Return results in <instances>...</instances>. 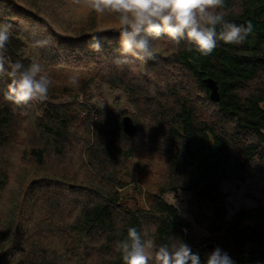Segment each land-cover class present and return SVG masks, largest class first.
I'll return each instance as SVG.
<instances>
[{
    "label": "trees",
    "instance_id": "1",
    "mask_svg": "<svg viewBox=\"0 0 264 264\" xmlns=\"http://www.w3.org/2000/svg\"><path fill=\"white\" fill-rule=\"evenodd\" d=\"M49 4L48 0H0V24L9 25L10 29L6 60L25 66L34 62L31 56L25 55L28 33L32 31L37 34L34 37L37 41H33L36 58L44 64H87L98 61L95 58L98 55L102 60H111L110 67L103 71L100 68V80L123 90L139 110L143 106L144 116L151 126L145 133L146 140L165 156L166 174L158 185V195H152L142 205L138 198L130 202L118 190L127 183L109 173L103 176L104 180L96 181L74 178L73 172L65 177L54 169L37 173L32 180L34 193L37 189L42 193L51 184L53 187L54 183L63 181L70 187L67 197L79 206L76 215L67 223L68 244H59L65 246L61 247L60 254L55 248L37 250L30 239L26 244L20 235L16 237L13 219L9 231L0 240V264H76L81 260L85 264H123L117 244L133 226L153 239L155 248L182 241L199 253L202 262L208 254L205 244L213 242L226 251L235 264H264L263 203L259 201L252 208L240 209L228 219L227 193L221 188L224 181H244L253 160L256 170L264 174V0H224L222 13L227 22H251L254 26L252 35L241 45L219 42L212 54L203 56L187 41L175 43L170 63H175L181 73L190 75L200 91L196 96H189L187 86L168 71L169 65L165 64L168 57L162 58L160 68L156 66L158 60L153 63L161 57L157 46L154 58L142 62L146 81L140 84L133 79L127 83L113 64V58L119 54L118 22L108 29H99L96 13L90 9L77 22L56 27L53 19L41 13ZM21 18L26 21L24 25ZM220 30L218 26L217 31ZM94 35L102 45L99 53L89 47L90 37ZM41 41L45 43L41 45ZM205 77L217 81L218 102L210 99L203 83ZM8 84V77L0 74L1 153L17 135L16 112L22 114L21 106L3 98ZM75 94L79 93L65 86L60 93L49 91L48 99L43 102L28 103L37 114L31 140H35L33 131H39L36 139L45 141L39 148L31 143L30 154L40 165L47 159L44 152L50 151L57 157L65 154L73 125L68 110L74 106L76 112L88 113L82 119L83 126L88 124L85 137L88 138V164L95 161L98 166L106 167L109 161L130 157L134 140L143 130L136 116L126 111L116 113L89 107L90 101H78ZM59 96H73V99L58 100ZM205 108L208 109L205 111ZM126 114L137 127L133 138L122 129L121 117ZM9 179L7 166L0 164V189ZM18 186L28 187V183L21 179ZM74 186L82 192L84 200L73 198ZM170 191L187 194L185 206L190 219L162 198ZM197 228L207 235L197 232ZM12 244L26 255L10 258L11 251L3 263L5 247ZM149 264H155L154 260Z\"/></svg>",
    "mask_w": 264,
    "mask_h": 264
},
{
    "label": "rangeland",
    "instance_id": "2",
    "mask_svg": "<svg viewBox=\"0 0 264 264\" xmlns=\"http://www.w3.org/2000/svg\"><path fill=\"white\" fill-rule=\"evenodd\" d=\"M50 4L43 7L41 13L48 15L58 24L69 25L77 22L84 14L89 12L91 0H48ZM41 5V3H40ZM22 23L25 24L23 18ZM96 19L99 21V29H108L115 24L113 15L105 13L103 16L96 14ZM24 27V26H23ZM37 29V28H36ZM37 34L35 32L28 33V45L25 55L31 56L33 61L39 62L42 69L51 80L49 91L53 90L55 93H60L65 86H70L76 93L74 97L78 101L87 99L90 101L89 107L95 106L106 111H115L122 113L126 111L131 115H135L141 126L142 133L136 137L133 144L132 155L128 158L116 159L109 161L106 167L98 166L95 161L88 164L86 159V140L87 130L86 126L82 125V119L88 114L83 111L76 112L74 106L68 110L72 114L73 125L70 128L68 137L67 150L62 157H57L54 153L48 151L45 154L46 161L40 165L37 160L30 154L28 148L31 143L36 144L39 148L42 147L45 141L38 136L39 131H33L31 140V133L33 124L36 119V110L30 105H23L19 111L16 112V119L18 120V130L14 141L8 143L3 149L5 152H0V164L7 166L9 172V182L0 189V240L9 231V223L14 219L16 226V237L20 235L26 244L28 239L35 243V249L46 250L55 248L56 253L60 254L61 242L68 244L67 223L76 215L79 206L67 197L70 187L63 181L54 183L48 186V190L39 193L32 191V180L35 179L37 173L43 171H51L52 169L64 173L67 177L72 172L74 178L81 180L96 179L104 180L103 176L115 175L121 181L127 184L118 189L130 202L134 198H138L140 203L144 205V201L150 199L152 195H158V185L163 182L166 174V158L160 153L155 146H152L151 141L146 140L145 133L151 128L149 119L144 116L145 111L140 110L135 103H131L126 93L117 88H113L106 82H102V74H99L100 68L107 69L112 65L111 60L104 59L98 55L95 58L100 61L80 64L78 62H71L66 64H44L36 58L35 44L37 41ZM154 46L158 47L161 57L154 59L158 68L162 67V58H167L165 64L169 65V72L177 76V78L187 86V94L189 96H196L200 91L196 87L190 75L181 73L178 67L170 63V55L176 48L175 42L161 37L153 41ZM107 60V61H106ZM132 62L122 69L114 66L116 72L123 76L127 83L136 79L140 84L145 80L146 70L143 61L131 58ZM164 64V65H165ZM107 79V78H105ZM74 98V99H75ZM72 100L73 96L58 97V100ZM202 102V100H201ZM145 106V105H144ZM208 109V108H207ZM204 109L205 111L207 110ZM197 111V109H196ZM91 113V112H90ZM90 122V121H89ZM255 160L247 168V178L244 181H224L221 188L227 193L226 208L227 218H231L240 209H249L254 207L259 201L264 205V174L258 172L255 167ZM3 167V166H2ZM49 169V170H48ZM28 183V187L18 186L19 180ZM65 181V180H64ZM37 187V186H36ZM118 186H115L117 188ZM46 188V189H47ZM75 194L73 196L77 201L84 200L82 192L77 191L74 186ZM72 192V191H71ZM74 193V192H72ZM187 194L182 191L167 192L163 194L162 198L172 205H174L180 214L187 218L189 215L186 211L185 200ZM72 202V203H69ZM77 206V207H76ZM197 232L207 235L204 230L197 228ZM14 243H16L14 241ZM206 245V244H205ZM20 248V247H19ZM17 248L15 244L5 247L3 252V263L9 252L10 258H19L26 255V252ZM43 252V251H42ZM9 255V254H8ZM91 256V254H90ZM76 264H85L84 261L76 262Z\"/></svg>",
    "mask_w": 264,
    "mask_h": 264
},
{
    "label": "clouds",
    "instance_id": "3",
    "mask_svg": "<svg viewBox=\"0 0 264 264\" xmlns=\"http://www.w3.org/2000/svg\"><path fill=\"white\" fill-rule=\"evenodd\" d=\"M224 0H91L90 8L98 16H114L119 27V54L113 58L117 68L132 62L131 58L148 61L154 58L153 41L166 37L179 44L187 41L194 50L209 56L219 42L238 46L253 33L254 26L227 22L222 13ZM218 26L220 31H217ZM10 40L7 24H0V74L9 79L4 100L17 106L48 99L51 80L39 62L25 66L6 60ZM89 47L99 53L102 45L97 36H91ZM43 45L45 42H39ZM117 251L123 264H235L220 247L206 255L202 262L199 253L179 240V243L155 248L153 239L133 226L118 241Z\"/></svg>",
    "mask_w": 264,
    "mask_h": 264
},
{
    "label": "water",
    "instance_id": "4",
    "mask_svg": "<svg viewBox=\"0 0 264 264\" xmlns=\"http://www.w3.org/2000/svg\"><path fill=\"white\" fill-rule=\"evenodd\" d=\"M203 83L209 90V97L213 102H218L220 99V92L218 83L212 77H205L203 79ZM121 125L123 132L129 137L133 138L137 132V127L129 115H123L121 117ZM217 246L213 242H208L205 245V249L207 250L208 254L211 253Z\"/></svg>",
    "mask_w": 264,
    "mask_h": 264
},
{
    "label": "bare ground",
    "instance_id": "5",
    "mask_svg": "<svg viewBox=\"0 0 264 264\" xmlns=\"http://www.w3.org/2000/svg\"><path fill=\"white\" fill-rule=\"evenodd\" d=\"M176 56V55H175ZM240 142V141H239ZM254 142V141H253ZM236 143V142H235ZM237 149V148H236Z\"/></svg>",
    "mask_w": 264,
    "mask_h": 264
}]
</instances>
